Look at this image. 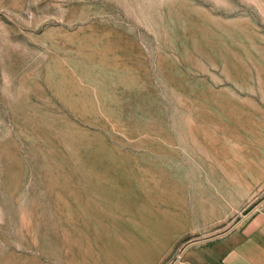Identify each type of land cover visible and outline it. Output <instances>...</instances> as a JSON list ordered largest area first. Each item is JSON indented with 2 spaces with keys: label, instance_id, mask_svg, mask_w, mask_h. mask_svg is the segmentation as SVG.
Instances as JSON below:
<instances>
[{
  "label": "rangeland",
  "instance_id": "rangeland-1",
  "mask_svg": "<svg viewBox=\"0 0 264 264\" xmlns=\"http://www.w3.org/2000/svg\"><path fill=\"white\" fill-rule=\"evenodd\" d=\"M264 198V0H0V264H177Z\"/></svg>",
  "mask_w": 264,
  "mask_h": 264
},
{
  "label": "crops",
  "instance_id": "crops-1",
  "mask_svg": "<svg viewBox=\"0 0 264 264\" xmlns=\"http://www.w3.org/2000/svg\"><path fill=\"white\" fill-rule=\"evenodd\" d=\"M177 264H264V214L246 216L220 236L189 244Z\"/></svg>",
  "mask_w": 264,
  "mask_h": 264
},
{
  "label": "built area",
  "instance_id": "built-area-1",
  "mask_svg": "<svg viewBox=\"0 0 264 264\" xmlns=\"http://www.w3.org/2000/svg\"><path fill=\"white\" fill-rule=\"evenodd\" d=\"M255 213H262L264 214V198L257 202L255 205H253L246 216L255 214Z\"/></svg>",
  "mask_w": 264,
  "mask_h": 264
}]
</instances>
